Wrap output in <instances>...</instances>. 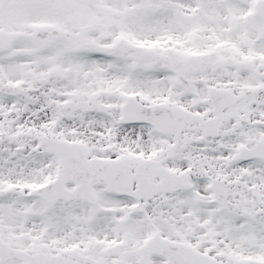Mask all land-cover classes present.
<instances>
[{
  "label": "snow or ice",
  "instance_id": "1",
  "mask_svg": "<svg viewBox=\"0 0 264 264\" xmlns=\"http://www.w3.org/2000/svg\"><path fill=\"white\" fill-rule=\"evenodd\" d=\"M0 264H264V0H0Z\"/></svg>",
  "mask_w": 264,
  "mask_h": 264
}]
</instances>
